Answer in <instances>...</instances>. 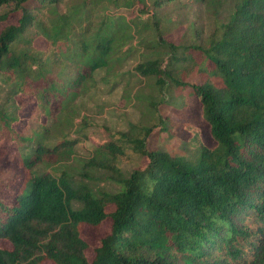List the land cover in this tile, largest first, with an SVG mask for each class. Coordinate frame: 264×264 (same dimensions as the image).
Wrapping results in <instances>:
<instances>
[{
  "label": "trees",
  "instance_id": "obj_1",
  "mask_svg": "<svg viewBox=\"0 0 264 264\" xmlns=\"http://www.w3.org/2000/svg\"><path fill=\"white\" fill-rule=\"evenodd\" d=\"M136 4L149 15L120 13ZM169 5L199 22L179 43ZM0 23V141L23 168L0 198V264H264V0H0ZM106 88L137 119L80 157L83 99ZM188 88L215 144L148 148L169 131L160 105ZM19 94L36 101L22 130ZM128 149L144 164L121 166ZM106 219L90 260L82 228Z\"/></svg>",
  "mask_w": 264,
  "mask_h": 264
},
{
  "label": "rangeland",
  "instance_id": "obj_2",
  "mask_svg": "<svg viewBox=\"0 0 264 264\" xmlns=\"http://www.w3.org/2000/svg\"><path fill=\"white\" fill-rule=\"evenodd\" d=\"M142 7L141 4H136L131 8L121 10L120 13L128 18L136 15L145 18L149 14L142 13L140 11ZM175 7L176 9L173 5H169L163 8L162 12L169 18L166 23L165 37L174 43H179V39L184 34H189L187 27L197 26L199 22L191 23L195 19L192 9H178L179 5ZM148 9L150 8L145 10ZM10 22H14V20L12 19ZM6 24L0 23V31ZM35 42L40 49L46 47V41L43 38H39ZM184 76L190 82L201 81L197 69L190 70ZM172 101L174 103H163L159 107L160 114L168 120L169 131L161 133L159 128H156L150 135L147 143L148 148H161L173 154L183 153L188 156L196 146L201 144L213 146L215 141L211 137L208 123L202 118L201 104L197 96L192 94L188 88L186 91H174ZM16 102L19 105L18 113L21 120L15 125L18 130H22L31 116L36 101L32 96L19 94L16 96ZM83 114L84 119L77 118L81 130L86 135V138L81 139L76 145L77 155L80 157L85 156V153L93 146L110 140L114 135H117L118 131L126 129L128 121L137 119L138 113L132 104H127L121 98V88L114 90L106 88L102 93L98 92L92 97L83 99ZM19 146L12 141H0V198L7 202L13 200L15 191L23 178V168L19 163L21 158ZM144 162V158L135 155L130 149L121 158V166L124 168L141 165ZM110 226V219L104 220L98 227L87 224L83 226L81 235L90 246L88 249L90 260L94 255L93 248L98 245L101 237L110 232ZM0 246L10 248L11 243L8 240L0 239ZM43 264L53 263L47 260Z\"/></svg>",
  "mask_w": 264,
  "mask_h": 264
}]
</instances>
